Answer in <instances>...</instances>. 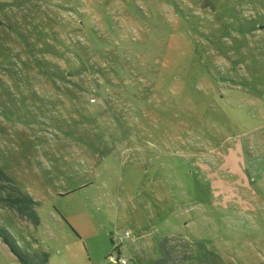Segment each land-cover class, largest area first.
Listing matches in <instances>:
<instances>
[{
  "label": "rangeland",
  "instance_id": "rangeland-1",
  "mask_svg": "<svg viewBox=\"0 0 264 264\" xmlns=\"http://www.w3.org/2000/svg\"><path fill=\"white\" fill-rule=\"evenodd\" d=\"M0 166L49 264H264V0H0Z\"/></svg>",
  "mask_w": 264,
  "mask_h": 264
},
{
  "label": "trees",
  "instance_id": "trees-1",
  "mask_svg": "<svg viewBox=\"0 0 264 264\" xmlns=\"http://www.w3.org/2000/svg\"><path fill=\"white\" fill-rule=\"evenodd\" d=\"M6 181L9 184L7 187L9 188V192L7 195L0 194V204L7 205L15 214L17 219L21 222V216H25L30 218L35 223H39L40 216L37 212L36 206L37 201L31 195L26 193L22 188L18 185L13 184L11 177L6 173V171L0 166V182ZM0 234L7 239V241L13 247L15 253L18 258L26 263V264H49L50 261V253L48 251H44L42 257L38 254V252L31 253L30 251H26L22 249L17 242L13 239V236L7 231L5 228L0 226ZM113 243V240H112ZM112 252L109 254V256Z\"/></svg>",
  "mask_w": 264,
  "mask_h": 264
},
{
  "label": "built area",
  "instance_id": "built-area-1",
  "mask_svg": "<svg viewBox=\"0 0 264 264\" xmlns=\"http://www.w3.org/2000/svg\"><path fill=\"white\" fill-rule=\"evenodd\" d=\"M130 235H131V231L128 229H125V230L117 229L113 233L112 239H113L114 249L110 257L116 263L129 264V259L122 255H123V245H124L125 239H127Z\"/></svg>",
  "mask_w": 264,
  "mask_h": 264
},
{
  "label": "crops",
  "instance_id": "crops-1",
  "mask_svg": "<svg viewBox=\"0 0 264 264\" xmlns=\"http://www.w3.org/2000/svg\"><path fill=\"white\" fill-rule=\"evenodd\" d=\"M90 184H91V182H90ZM92 198H94V197H92ZM93 204H95V202H93ZM88 207V205L86 204V207L84 206V209H86Z\"/></svg>",
  "mask_w": 264,
  "mask_h": 264
}]
</instances>
